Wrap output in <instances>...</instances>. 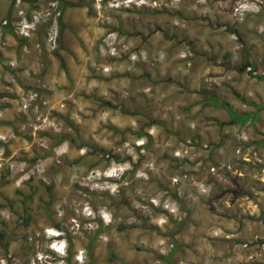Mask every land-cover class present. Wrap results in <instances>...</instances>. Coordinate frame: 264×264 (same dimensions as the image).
I'll return each mask as SVG.
<instances>
[{"label":"rangeland","instance_id":"rangeland-1","mask_svg":"<svg viewBox=\"0 0 264 264\" xmlns=\"http://www.w3.org/2000/svg\"><path fill=\"white\" fill-rule=\"evenodd\" d=\"M21 1L40 21L30 39L15 35L39 56L58 49L68 6L86 11L102 34L95 87L64 99L60 111L42 88L45 103L25 109L33 88L9 92L8 78L27 66L3 57L5 39L0 94L15 98L16 113L4 120L0 110L11 132L0 144L35 175L19 183L0 161V264H162L173 240L176 264L220 259L228 253L222 231L237 243L241 194L255 209L250 245L264 251V201L248 195L251 185L264 191V109L241 126L211 101L255 111L238 90L264 104V0ZM15 3L0 0V20L11 6L13 17ZM56 28L51 51L46 37ZM110 33L113 56L100 49Z\"/></svg>","mask_w":264,"mask_h":264},{"label":"crops","instance_id":"crops-1","mask_svg":"<svg viewBox=\"0 0 264 264\" xmlns=\"http://www.w3.org/2000/svg\"><path fill=\"white\" fill-rule=\"evenodd\" d=\"M92 20L93 18L89 17L86 11H76L68 6L61 18L62 29L58 49L54 54L53 52H46L41 56H39L33 44H30L28 50L26 41L23 39L18 40L15 33L8 28L6 34L8 48L3 57L15 61L19 59L20 62L25 60L23 65L26 64L27 66L20 71H16L17 79L8 78V80L12 81L9 92L14 91L18 95L22 89H27L28 86L33 89L42 88L47 97L55 104V108L60 111L62 110L60 106H62L64 99L70 100L73 95L79 94L84 90H86V93L90 92L89 90H93L95 86L91 83L93 78L90 74L95 71L94 67L97 66L95 46L98 35L102 33H95V23ZM39 60L43 65L42 69L39 67ZM38 72L39 76H36ZM89 75L90 79L87 80ZM98 88L102 89L101 86ZM243 96L251 103L258 104L256 100L252 99L253 96H256L253 92ZM14 99L6 91L4 94H0V103L3 102L5 104L0 109L4 120L12 118L16 113ZM251 111L254 110L250 109L246 112ZM0 133L10 134L11 132L0 123ZM8 146L15 151L16 145L14 142ZM237 156L240 157L241 154L237 153ZM251 178L254 182L256 175L253 174ZM248 195L264 201V191L252 185L249 187ZM253 208L251 201L243 199V194L237 195V243L232 244L231 241H228L230 234L222 231L220 235L226 239V250L228 252L227 254L225 253V256H221L220 259L216 260L209 259L208 261L203 257H195L190 259V261L193 264H258L260 262L263 264L264 260L258 255L264 252L263 249L258 250L259 253H257L256 247L250 245L251 238L256 234L252 231V223L249 224L251 220H254L252 214L255 209ZM247 213L250 214L249 218L242 215ZM248 219L251 220L248 222ZM219 223L222 228L229 230V221H219ZM245 244H248V246L244 247ZM179 263L181 264L183 261Z\"/></svg>","mask_w":264,"mask_h":264},{"label":"built area","instance_id":"built-area-1","mask_svg":"<svg viewBox=\"0 0 264 264\" xmlns=\"http://www.w3.org/2000/svg\"><path fill=\"white\" fill-rule=\"evenodd\" d=\"M21 2V0H16L15 14L13 15V17H7L0 20V52L3 51L6 47L5 39L7 34V28H12L14 33L24 39H30L34 35V32L37 31L38 23L40 21L39 18L35 14L28 16L26 9L21 6ZM52 4L54 5V3ZM59 14L60 12L58 11L57 15ZM56 22L57 20L56 18H54L53 24H55ZM112 36V33H110L108 34V36L102 38L100 49L102 51V54L104 55L108 52L107 48H109L108 54L112 56L115 54V51L111 50L112 47L108 45V42L112 39ZM57 39L58 28H56L54 33L48 32V36L46 37V46L49 50L53 51L57 48ZM135 58L136 55L130 56V60H134ZM9 64L13 65L14 63L10 62ZM39 92V90L31 89L25 96H23L22 109H25V107H28L32 104H37L36 101H38V99H40L42 103H45L42 98V95ZM0 141L5 142V137H2L0 135ZM5 149L6 148L4 144H0V161H6V167L11 172L12 176H15L16 181L19 183H24L30 180L35 174L34 171L30 169V167L26 164V161L20 159L18 160L13 157L6 158ZM170 246L173 247L174 243H170ZM244 246H247V244H245Z\"/></svg>","mask_w":264,"mask_h":264},{"label":"trees","instance_id":"trees-1","mask_svg":"<svg viewBox=\"0 0 264 264\" xmlns=\"http://www.w3.org/2000/svg\"><path fill=\"white\" fill-rule=\"evenodd\" d=\"M60 3H63L62 0H58ZM13 5V4H12ZM62 5V4H61ZM78 6H83L84 3H78ZM12 7L9 11L8 14V18H10L11 12H12ZM5 17V18H7ZM10 28V27H9ZM8 30V28L6 29ZM10 30L12 32L13 29L10 28ZM261 79H264V75L260 76ZM233 93L237 96L238 99H240L242 102L253 105L256 110L255 111H251V112H243V113H238L236 112L232 107L231 104L228 101L222 100L219 101L214 95L211 96V101H212V105L218 108H223L225 109L229 115L231 116V118L233 119V123L234 124H239V125H245L246 123H252L255 122L258 119L260 110L264 109V104H255V103H251L250 101H248L242 94H240L238 91L233 90ZM173 240V239H172ZM174 246L171 249V251L164 255L161 254L159 255V259L162 260V264H176L175 260H174V256L178 250V245L175 243V241L173 240Z\"/></svg>","mask_w":264,"mask_h":264},{"label":"clouds","instance_id":"clouds-1","mask_svg":"<svg viewBox=\"0 0 264 264\" xmlns=\"http://www.w3.org/2000/svg\"><path fill=\"white\" fill-rule=\"evenodd\" d=\"M57 234L58 235H54L55 241H58V240L61 241V240H63V238L61 237L62 236V233L61 232H57ZM61 244H63V243H61Z\"/></svg>","mask_w":264,"mask_h":264}]
</instances>
